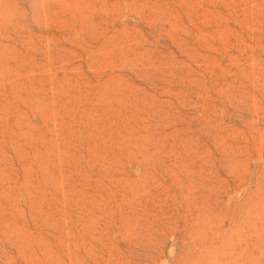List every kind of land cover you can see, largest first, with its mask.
Wrapping results in <instances>:
<instances>
[{
	"label": "rangeland",
	"instance_id": "obj_1",
	"mask_svg": "<svg viewBox=\"0 0 264 264\" xmlns=\"http://www.w3.org/2000/svg\"><path fill=\"white\" fill-rule=\"evenodd\" d=\"M0 264H264V0H0Z\"/></svg>",
	"mask_w": 264,
	"mask_h": 264
}]
</instances>
